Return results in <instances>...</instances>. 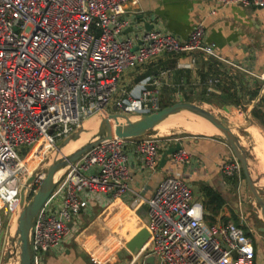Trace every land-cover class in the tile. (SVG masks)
<instances>
[{
    "label": "built area",
    "instance_id": "obj_1",
    "mask_svg": "<svg viewBox=\"0 0 264 264\" xmlns=\"http://www.w3.org/2000/svg\"><path fill=\"white\" fill-rule=\"evenodd\" d=\"M130 1L0 0V234L19 214L35 150L57 149L60 139L93 115L160 109V79L144 82L135 94L121 84L126 70L165 54L190 53V66L197 62L196 52L217 56L216 45L205 42L204 22L187 39L160 27L143 30L137 20L125 17ZM215 1L264 7V0ZM218 81L210 78L209 84ZM147 136L105 140L65 170L35 221L33 264H44L47 253L65 249L72 222L98 194L146 203L150 241L141 264L153 254L156 264H256L254 237L232 220L208 224L204 205L183 172L165 176L146 198L133 187L130 148L143 170L153 174L163 152L180 140L175 134ZM26 148L27 153L19 152ZM172 157L176 164L192 162L183 148ZM222 170L238 179L243 175L236 157L225 160ZM45 177L42 172L33 185L40 186Z\"/></svg>",
    "mask_w": 264,
    "mask_h": 264
},
{
    "label": "crops",
    "instance_id": "obj_2",
    "mask_svg": "<svg viewBox=\"0 0 264 264\" xmlns=\"http://www.w3.org/2000/svg\"><path fill=\"white\" fill-rule=\"evenodd\" d=\"M125 17L137 20L143 30L160 27L182 39H187L196 25L204 22L205 42L216 45L217 56L207 58L196 52L197 62L190 66L193 56L190 53L165 54L152 63L126 70L122 85L130 86L127 89L138 94L144 82L150 83V75L160 73V88L176 87L181 71H189L190 82L182 80L187 84L186 90L196 95L206 86L215 95L213 103L221 102V112L229 118L249 155L256 154L255 169L264 175L261 166V160L264 161V79L261 77L264 73V7L223 6L215 0H132L126 5ZM210 67L217 68L219 75L202 80L200 73H206ZM146 74L150 75L144 77ZM210 78H219V81L210 85ZM183 93L178 90L176 95L180 97ZM178 137L180 140L174 145L182 143L192 159L191 164H176L170 157L167 164L159 166L153 174L143 170L133 147L130 148L133 187L143 190L146 198L155 192L165 176L181 171L192 185L195 198L203 203L209 223L212 217L215 218L213 223L244 218L246 199L243 193L240 195L244 180L227 176L222 170L224 161L235 157L223 135L188 132ZM206 187L219 193L225 201L217 214L213 212L215 205L209 204ZM120 198L112 200L105 194L91 195L89 208L71 224L72 232L65 249L47 253L44 264H113V252L109 250L120 246L123 240L127 245L138 231L148 227L146 203ZM108 211L112 216L104 218ZM99 228L103 235L109 233L105 240L99 239ZM149 241L150 238L145 247ZM144 248L139 254L130 251L134 258L139 256L138 264L143 261Z\"/></svg>",
    "mask_w": 264,
    "mask_h": 264
},
{
    "label": "water",
    "instance_id": "obj_3",
    "mask_svg": "<svg viewBox=\"0 0 264 264\" xmlns=\"http://www.w3.org/2000/svg\"><path fill=\"white\" fill-rule=\"evenodd\" d=\"M203 103L212 104L200 99L178 100L173 104L149 113L124 114L107 111L103 114L102 125L94 131L88 141L74 152L57 157L48 165L44 181L29 200H27L29 189L39 175L45 171L42 168H38L28 177L21 193V204L17 216L15 235H13L11 241L8 240L11 248L7 251L8 255L3 264H13L11 260L15 256H18L17 264H33L32 234L34 224L39 212L60 182L65 171L59 177L57 176L62 170H66L80 160L90 149L105 140L113 138L134 140L145 137L170 118L181 114H192L202 117L221 131L234 156L241 163L245 175L247 193L250 199L258 205L264 220V175H255L248 150L242 144L233 126L223 113L220 110L219 113L212 111L205 107L206 105ZM83 131V129H80L64 139L62 147H66L72 140H78ZM182 148V143L178 142L166 149L162 154L159 166L161 168L164 167L169 158ZM260 230L264 232V227H261ZM149 238V228L143 227L127 242L126 246L133 254H139ZM4 244L5 230L0 234V254L4 249ZM145 263L156 264L157 256L154 254L147 256Z\"/></svg>",
    "mask_w": 264,
    "mask_h": 264
},
{
    "label": "rangeland",
    "instance_id": "obj_4",
    "mask_svg": "<svg viewBox=\"0 0 264 264\" xmlns=\"http://www.w3.org/2000/svg\"><path fill=\"white\" fill-rule=\"evenodd\" d=\"M121 84H123L122 81H121ZM129 87H127V88H129ZM168 88H169L168 91H170L169 93H172V95L175 96L176 99H178V100H180V99L182 100L183 99L182 96L178 97L176 95V93L172 92V90H173L172 87L168 86ZM199 93H201V91H199ZM195 96H197L195 98H198V99L199 98L200 99L203 98L201 96V94H196ZM208 98H211V97L209 96ZM213 102H216V101H213ZM203 104H206V103H203ZM219 106H221V102L220 101L217 102V103L207 104V107L209 109L215 110V112H217V113H219V110H221V108ZM161 108H162V106H161ZM154 111H156V110H154ZM99 115H101L102 118H103V114H97V115H93V116L89 117V119L87 118L86 121L87 120L90 121V119H92V118H94L96 116H99ZM169 120L170 121H167L164 125L172 126V128H170V133L162 134L160 132L159 128L158 129L156 128L151 133H149L148 136H156V135L157 136H161V135H174V134L175 135H179L180 133H184L185 134V133H188V131L183 128V125L185 123H189V121L190 122H194V123H200L201 121H203L202 119H200L198 117H194V116L188 115V114L177 115V116H174V117L170 118ZM86 121H85V123H84V125H83V127L81 129L84 130L83 134H85V135L86 134H90L92 136L94 132H90V131L86 130L85 124L88 125V126H92V125H89V121L88 122H86ZM235 133H236V131H235ZM139 139H141V138H139ZM78 140L75 142L76 144L78 143V145H76V146L73 145V147L70 148L72 150L71 152H73L76 149H78L79 147H81L89 139L88 140H81L79 142H78ZM63 141H64V139H60L57 142V145H56L57 149H55V148L54 149H45V150L42 149L41 152L37 153L38 157H35L33 162L29 163V172H28L27 176L25 177V182L28 179V177L34 171H36V169L42 168L46 172L48 165L54 159H56L57 157L62 156V152L61 151L64 148V147H62ZM28 151H29V148H26L25 151H19V152L21 154H24V153H27ZM65 154H69V153H65ZM250 160H251V164L253 165V169H254L255 175L256 176L263 175V174L260 175L259 172L255 169V166H257L256 164H258V160H257L256 154H251L250 155ZM261 162H262L261 166L264 167V161L261 160ZM242 178L244 180V183L242 185V191L240 192V195H242L241 193H243L244 199H246L245 205H244L245 206L244 207V214H243L244 218H242V219L239 218L237 222L235 221V219L232 220V221H234L238 225H239V223H242L244 225V229H245L246 233L250 234L251 236L254 237L256 250H257V263L256 264H264V232L260 230L261 227H264V220L262 218V214L260 212V209H259L258 205L256 203H254L250 199V197H249V195L247 193L246 180H245L244 173L242 175ZM38 186H39V184H38ZM38 186L35 184V186L33 188L31 187L29 189L28 194H27V200H29L32 197L33 189L35 187L38 188ZM110 198H112V200H114L117 197H110ZM110 212L111 211H108V213H106V215L104 214V218H105V216L106 217L112 216V214ZM16 218L17 217H13V218L11 217V219L9 220L10 222L7 221L6 224L3 227L5 229V244H6V242H8V240L11 241L13 235H15V231L16 230L14 231V228H15L14 225H15V219ZM206 220H207L208 224H211V223L208 222V217H206ZM104 222H105V220H104ZM99 231L101 233L99 239L100 240H105L103 238L105 237V235H108L109 233L106 232L107 234L103 235V231L100 230V228H99ZM95 232L98 233V226L95 227ZM108 232H110V230H108ZM6 248H7V251H8L11 247L8 244ZM6 248H4L2 253L0 254V264L4 263L7 255H8L7 254L8 252L5 250ZM109 252H113L112 253V255H113V264H132L133 263L134 257L132 255V253L130 251H128L127 248H126V240H123V242L120 244V246L109 250ZM11 262L12 263H17L18 262V256L13 257ZM134 264H138V262L134 263Z\"/></svg>",
    "mask_w": 264,
    "mask_h": 264
},
{
    "label": "trees",
    "instance_id": "obj_5",
    "mask_svg": "<svg viewBox=\"0 0 264 264\" xmlns=\"http://www.w3.org/2000/svg\"><path fill=\"white\" fill-rule=\"evenodd\" d=\"M147 75L148 74L144 75V77L147 76ZM159 75H160V73L159 74L157 73L155 75H150L151 82L153 80L152 78H155V77L159 78L160 77ZM218 75H219V71H218L217 68L214 69V67H210L206 73H203V72L200 73V76H201L202 80H206L207 77H209V76H218ZM190 77H191V75L189 74V71L182 70L181 71V75L177 78L176 87L175 86L172 87L173 88V90H172L173 93H176L178 90H181V91L184 92L183 96H182L183 100L198 99V98H195L197 96L192 95L191 92H193V91H187L186 90L185 86L187 84L183 83V81H182V80H184V81H186L188 83V82H190L189 81ZM168 90H169V88H168L167 85L165 87L161 86V88H160V91H159L160 108H161V106L163 108L165 106H168V105L173 104V103L178 101V99H176L175 96L172 95V93H169L170 91H168ZM198 94H201V96L203 97L202 99L199 98L200 100L207 101L209 103H213V101H214L213 99H214L215 95L213 93H210L206 86L203 87V90L201 91V93H198ZM209 96L211 98H208ZM204 190L206 191V195L208 197V201H209L210 206L211 205H215V207L213 208L214 214H217L219 212V210L221 209V207L225 203L223 197L219 193H217L216 191H214L211 188H207L206 187V188H204ZM32 194H34V191H32ZM211 219L212 220H210V223L212 224L214 222L215 218L212 217ZM235 221L237 222L238 220L235 219Z\"/></svg>",
    "mask_w": 264,
    "mask_h": 264
},
{
    "label": "bare ground",
    "instance_id": "obj_6",
    "mask_svg": "<svg viewBox=\"0 0 264 264\" xmlns=\"http://www.w3.org/2000/svg\"><path fill=\"white\" fill-rule=\"evenodd\" d=\"M207 107V104H205ZM208 108V107H207ZM209 109V108H208ZM212 110V109H211ZM215 111V110H212ZM221 111V110H220ZM188 115H192V114H188ZM194 117H198L200 119H202L203 121H201L200 123H194V122H190L189 123H183V128L186 129L188 132L194 133V134H200V135H214V134H222L221 131L214 126L212 123H210L209 121H207L206 119L196 116V115H192ZM89 119V118H88ZM89 120H87L86 122H88ZM170 121V120H167ZM166 121V122H167ZM165 122V123H166ZM103 123V118L101 115L96 116L92 119H90L89 121V125L92 126H88L85 124V128L86 130L90 131V132H94L96 129H98ZM165 123L161 124L159 127H157V129L159 128L160 132L162 134H168L170 133V128H172V126H168V125H164ZM91 137L90 134H82L81 137L79 138L78 142L81 140H88ZM77 140H72L66 147H64L62 149V155H64L65 153H72L71 151V147H73V145H78V143L76 144ZM77 150V149H76ZM60 152V153H61ZM74 152V151H73ZM38 157L37 154V150H35L30 156H29V161L33 162L34 158ZM65 170H62L57 177H59V175H61ZM115 199H121L120 197H117ZM14 231L16 230L17 227V218L15 219V225H14ZM13 264H17V263H13Z\"/></svg>",
    "mask_w": 264,
    "mask_h": 264
},
{
    "label": "flooded vegetation",
    "instance_id": "obj_7",
    "mask_svg": "<svg viewBox=\"0 0 264 264\" xmlns=\"http://www.w3.org/2000/svg\"><path fill=\"white\" fill-rule=\"evenodd\" d=\"M254 241H255V239H254ZM255 263H257V255H256V260H255Z\"/></svg>",
    "mask_w": 264,
    "mask_h": 264
}]
</instances>
